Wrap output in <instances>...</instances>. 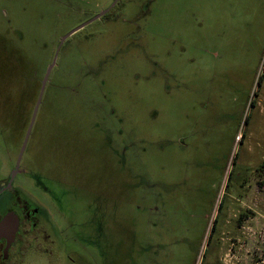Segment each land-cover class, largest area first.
<instances>
[{
    "label": "rangeland",
    "instance_id": "obj_1",
    "mask_svg": "<svg viewBox=\"0 0 264 264\" xmlns=\"http://www.w3.org/2000/svg\"><path fill=\"white\" fill-rule=\"evenodd\" d=\"M84 24L15 182L77 264H264V0H0V180Z\"/></svg>",
    "mask_w": 264,
    "mask_h": 264
},
{
    "label": "flooded vegetation",
    "instance_id": "obj_2",
    "mask_svg": "<svg viewBox=\"0 0 264 264\" xmlns=\"http://www.w3.org/2000/svg\"><path fill=\"white\" fill-rule=\"evenodd\" d=\"M41 106L42 103L24 153L29 144H33L35 141L34 135L41 113ZM26 131L23 136V129L21 128L17 136V157L22 149ZM15 169L16 162L12 173L7 178L0 180V222L9 215L18 222V230L13 241L9 243L6 238L0 239V264H37L35 261L43 262L44 264H77L80 256L72 251L70 238H64V230H61L54 221L50 211L65 209L45 205L40 199L27 191L24 186L17 184L15 182L16 176L24 171L21 162L13 176ZM36 185L38 184L36 183ZM44 190L49 193L46 188Z\"/></svg>",
    "mask_w": 264,
    "mask_h": 264
},
{
    "label": "water",
    "instance_id": "obj_3",
    "mask_svg": "<svg viewBox=\"0 0 264 264\" xmlns=\"http://www.w3.org/2000/svg\"><path fill=\"white\" fill-rule=\"evenodd\" d=\"M113 6H114V4H113ZM113 6H111V7H113ZM111 7L108 8L107 10L103 11L102 14L97 16L95 19H97L100 16L104 15L105 13H107L111 9ZM87 24H84V25L80 26L79 28L73 30L71 33H69L68 35L63 37L60 40V43H59L58 47L56 48L53 61H52L51 65L48 67V69L46 71V74H45L44 78L41 81L42 82L41 83V88H40V91H39V94H38V98H37L36 104H35V106H34V108L32 110V114H31V117H30V122H29V125H28V128H27V131H26V135H25V139H24V143H23L22 149H21V151H20V153H19V155L17 157L16 169H15V171L13 173V176H14V174H15L16 170L18 169L19 164L21 162L22 155H23L24 150L26 148V144H27L28 138H29V136L31 134V130H32V127L34 125V122H35L39 107H40V105L42 103V98H43V94H44V90H45L46 84L48 83V80H49V75H50L53 67L56 64L60 48H61L62 44L64 43V41L69 36L74 34L79 29L83 28ZM17 230H18V222H17V220L14 217H12L11 215L7 216L4 220H2L0 222V239L1 238H6L8 240V242L10 243V241H13L15 239V234H16Z\"/></svg>",
    "mask_w": 264,
    "mask_h": 264
},
{
    "label": "trees",
    "instance_id": "obj_4",
    "mask_svg": "<svg viewBox=\"0 0 264 264\" xmlns=\"http://www.w3.org/2000/svg\"><path fill=\"white\" fill-rule=\"evenodd\" d=\"M22 57H23V56H22ZM263 77H264V74H263V73H262L261 75H259V77H258V81H257V85H258V86H261V84H262V82H263ZM26 78H27V77L22 78V81H23V83H24V87H25V88H29V87H31V86L33 85V83H34V79H33V77H32L31 79H29V80L27 79V80H26ZM41 81H42V80H41ZM40 86H41V83H40ZM39 91H40V87L38 88V91H37V93H36V98H35L34 103L28 102V103L30 104V107H29V109H28V116H27V118H26V120H25L24 125L22 126V129H23V136H24V133H25L26 128H27V126H28V123H29V120H30V116H31V114H32V110H33L34 104H35V102H36V99H37V97H38ZM254 94L257 96V92H255ZM31 104H32V105H31ZM251 106H252V107H255V101H254V100L251 101ZM249 119H250V114H247L246 117H245V120H244L245 125H248ZM241 138L245 139V138H246V134L243 133V134L241 135ZM241 138H240V140H239V143H240V144H242V142H243V139H241ZM237 157H238V154H235L234 157H233V160H232L233 166L236 165ZM259 168H263V170H264V162L259 166ZM235 174H236L235 171L230 172V173H229V179L232 180V178H233V176H235ZM222 208H223V204H222V202H220V204H219V210H222ZM216 223H217V219H215V220L213 221V224H212L211 230H210V232H209V237H208V241H207L208 243L210 242L213 233L216 231Z\"/></svg>",
    "mask_w": 264,
    "mask_h": 264
}]
</instances>
